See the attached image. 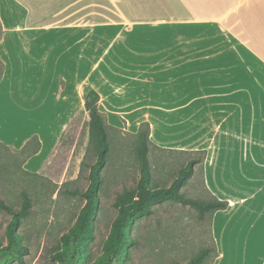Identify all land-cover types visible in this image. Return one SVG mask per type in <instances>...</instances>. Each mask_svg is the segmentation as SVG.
<instances>
[{"label": "rangeland", "instance_id": "obj_1", "mask_svg": "<svg viewBox=\"0 0 264 264\" xmlns=\"http://www.w3.org/2000/svg\"><path fill=\"white\" fill-rule=\"evenodd\" d=\"M49 43L44 44L47 49L57 48L56 42L48 47ZM23 47L11 52L0 87V135L36 134L42 151L19 166L17 150L22 144L0 141V197L16 206L20 189L35 196L32 212L19 223L20 249L0 254V264H97L118 212L115 193L134 187L139 178L134 133L142 121L150 125L151 186H169L188 160L199 157L190 146L195 150L209 146L205 156L209 187L219 195L224 188L229 199L238 200L232 210L218 211L211 219L208 212L200 217L198 209L188 204L155 203L150 213L131 223V244L109 264H180L214 244L218 255L214 260L206 258L204 264H264V107L249 103L264 99V90L240 92L243 105L230 108L240 110V115L226 123L217 115L218 107L176 105L187 97L202 98L201 84L175 95L168 68L152 63L125 67L115 43L104 42L98 53L91 52L93 64L103 66L99 74L79 76L53 75L63 70L45 64L47 51L39 43L27 50ZM2 71L0 61V77ZM160 72L166 73V81H160ZM92 87L98 90L97 107L108 125L109 151L101 170L92 237L79 247L72 242L67 246L61 236L76 221L85 199L66 190L87 188L89 164L95 159L87 147L89 114L84 108V95ZM233 159L236 166L222 174L221 187L214 166ZM204 165L205 158L195 163L180 192L197 200L211 197L204 183ZM20 168L39 177L26 176ZM234 176L237 184L231 183ZM10 219L11 214L0 209V248L7 245ZM57 250L63 252L62 260L55 257Z\"/></svg>", "mask_w": 264, "mask_h": 264}, {"label": "crops", "instance_id": "obj_2", "mask_svg": "<svg viewBox=\"0 0 264 264\" xmlns=\"http://www.w3.org/2000/svg\"><path fill=\"white\" fill-rule=\"evenodd\" d=\"M55 42L57 48L44 46ZM104 42L115 43L114 50L125 67L152 63L159 69L168 68L175 95L194 91L201 84L202 98L182 97L184 101L172 103L218 107L217 115L226 123L240 115V110L230 109L243 105L240 92L264 90V0H0V87L16 47L27 50L39 43L47 51L45 64L63 70L53 75L79 76L100 73L103 66H95L90 54L98 53ZM165 74H159L160 81L167 80ZM253 102L264 107V99L249 100ZM29 137L1 134L0 141L23 146ZM203 149L207 157L211 149ZM41 151L40 146L31 157ZM206 157L205 186L218 199L228 201L226 209L218 210L226 213L238 199H229L224 188L219 195L209 187ZM235 161L214 166L221 187L225 183L222 174L232 171ZM237 182L234 176L231 183Z\"/></svg>", "mask_w": 264, "mask_h": 264}, {"label": "trees", "instance_id": "obj_3", "mask_svg": "<svg viewBox=\"0 0 264 264\" xmlns=\"http://www.w3.org/2000/svg\"><path fill=\"white\" fill-rule=\"evenodd\" d=\"M99 99L98 91L93 88H89L84 95V108L89 114L87 147L93 151L95 159L89 164V184L87 188L82 191L77 189L66 190L71 194H80L85 199L76 221L61 236L62 241L67 246L72 242L79 247L83 241L92 237L91 228L99 206L98 194L101 186V170L106 163L109 151L108 125L104 114L98 110L97 103ZM134 135L137 141L136 155L139 160V178L134 187H123L115 193L114 205L118 212L112 222L108 238L103 247V253L97 264H109L114 259L124 255L128 245L132 242L129 236L131 223L135 218L150 213L151 206L155 203L173 200L188 204L198 209L200 217H203L208 212L210 219L216 211L226 209L229 204L227 200H220L211 193V197L207 200H197L180 192V188L185 184L187 178L192 175L195 163L204 160L207 149L194 150L200 154L199 157L188 160L185 166L179 169L177 176L169 186H151L150 168L147 158L148 147L152 144L149 138V122L142 121ZM39 149L40 141L37 135H31L26 143L17 150V153L21 155L19 166H22ZM21 172L26 176L39 177L37 173L24 169H21ZM67 183H63L62 186L64 187ZM34 197V194L25 188L20 189L19 201L16 206L6 203L0 197V209L11 214V219L7 223L5 230L7 245L0 248V254L4 255L8 251H18L20 249L19 223L32 212ZM56 252L59 253H55V257L62 260L63 252L59 250ZM217 255V249L214 244L212 248H201L195 256L180 264H204L206 258L211 257L214 260Z\"/></svg>", "mask_w": 264, "mask_h": 264}]
</instances>
